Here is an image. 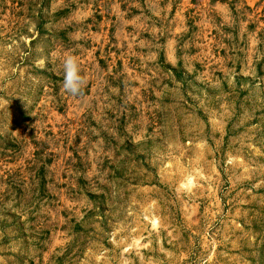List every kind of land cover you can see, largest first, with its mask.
I'll return each instance as SVG.
<instances>
[{
	"label": "rangeland",
	"instance_id": "374dc122",
	"mask_svg": "<svg viewBox=\"0 0 264 264\" xmlns=\"http://www.w3.org/2000/svg\"><path fill=\"white\" fill-rule=\"evenodd\" d=\"M0 264H264V0H0Z\"/></svg>",
	"mask_w": 264,
	"mask_h": 264
},
{
	"label": "clouds",
	"instance_id": "9594fccd",
	"mask_svg": "<svg viewBox=\"0 0 264 264\" xmlns=\"http://www.w3.org/2000/svg\"><path fill=\"white\" fill-rule=\"evenodd\" d=\"M63 81L62 91L72 97L83 95L86 79L81 75L78 59L71 55H65L62 61Z\"/></svg>",
	"mask_w": 264,
	"mask_h": 264
}]
</instances>
